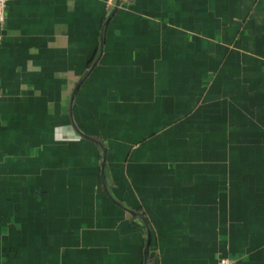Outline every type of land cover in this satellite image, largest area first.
<instances>
[{
	"label": "crops",
	"instance_id": "0c3cea01",
	"mask_svg": "<svg viewBox=\"0 0 264 264\" xmlns=\"http://www.w3.org/2000/svg\"><path fill=\"white\" fill-rule=\"evenodd\" d=\"M10 0L0 264H264V0Z\"/></svg>",
	"mask_w": 264,
	"mask_h": 264
},
{
	"label": "built area",
	"instance_id": "2783aa9c",
	"mask_svg": "<svg viewBox=\"0 0 264 264\" xmlns=\"http://www.w3.org/2000/svg\"><path fill=\"white\" fill-rule=\"evenodd\" d=\"M10 0H0V25H4L7 20L8 3ZM113 0H110V4ZM216 264H237L235 260L228 257H221Z\"/></svg>",
	"mask_w": 264,
	"mask_h": 264
}]
</instances>
